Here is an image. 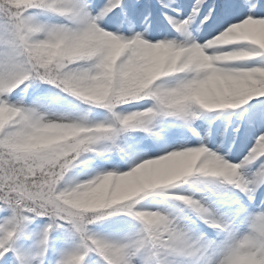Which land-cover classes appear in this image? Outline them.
Listing matches in <instances>:
<instances>
[{"label": "snow or ice", "instance_id": "snow-or-ice-1", "mask_svg": "<svg viewBox=\"0 0 264 264\" xmlns=\"http://www.w3.org/2000/svg\"><path fill=\"white\" fill-rule=\"evenodd\" d=\"M0 264H264V0H0Z\"/></svg>", "mask_w": 264, "mask_h": 264}]
</instances>
